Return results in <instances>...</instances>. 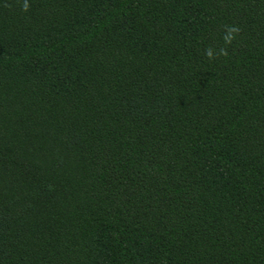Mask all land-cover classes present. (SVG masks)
Wrapping results in <instances>:
<instances>
[{
	"label": "trees",
	"instance_id": "trees-1",
	"mask_svg": "<svg viewBox=\"0 0 264 264\" xmlns=\"http://www.w3.org/2000/svg\"><path fill=\"white\" fill-rule=\"evenodd\" d=\"M0 264H264V0H0Z\"/></svg>",
	"mask_w": 264,
	"mask_h": 264
},
{
	"label": "clouds",
	"instance_id": "clouds-1",
	"mask_svg": "<svg viewBox=\"0 0 264 264\" xmlns=\"http://www.w3.org/2000/svg\"><path fill=\"white\" fill-rule=\"evenodd\" d=\"M27 7H28V5H27V3L25 2V4H24V9L27 10ZM231 31H232V32H238L239 29H238V28H232ZM224 54H226V53H224Z\"/></svg>",
	"mask_w": 264,
	"mask_h": 264
}]
</instances>
